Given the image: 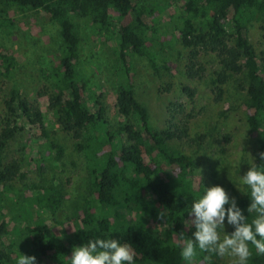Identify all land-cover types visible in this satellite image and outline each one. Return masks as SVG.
<instances>
[{
  "label": "trees",
  "instance_id": "1",
  "mask_svg": "<svg viewBox=\"0 0 264 264\" xmlns=\"http://www.w3.org/2000/svg\"><path fill=\"white\" fill-rule=\"evenodd\" d=\"M180 1L181 24L177 28L180 44L189 47L203 41V34H193L192 26L193 19L202 20L208 28V48L219 55L220 68L214 79L216 89L221 92L226 79L240 75L239 85L245 92L242 100L245 122L257 143L254 163L264 164L259 156L264 152V52L256 53L246 37V24L255 14L264 12V0ZM0 4L40 9L57 24L60 51L51 66L57 88L54 105L59 106V115L68 122L65 125L74 127L75 131L85 129L77 136L81 139L76 141L75 149L85 159L90 190L78 224L70 231L55 233L49 223L61 201V193L47 184L22 183L20 188L16 187L13 178L16 174L21 178L23 174H18L13 163L3 159L7 141L14 133V125L8 128L6 124L0 131V203L12 206V214L8 216L12 226L8 229L7 222L1 219L0 238L8 236L25 255L35 256L38 264H70L73 247L95 238H116L131 244L136 251L135 264H186L176 241L181 232L194 239L195 227L185 223L192 219L189 215L192 202L207 186L200 182L193 188L180 172H171L174 165L192 166L190 156L165 144L168 139L186 135L185 125L178 133L168 128L154 130L145 107L134 96L128 53L145 58L154 73L159 67L168 69L164 62L158 64L155 53L143 38L147 29L144 17L153 12L147 0H0ZM74 16L87 18L106 32L114 31L117 38L121 68L115 79L116 107L121 120L114 128L103 118L101 105L91 111L84 104L85 83L78 71L80 40ZM8 24L0 15V32L9 33ZM226 31L232 33L229 45L224 41ZM12 53L0 43V74L5 77H11L16 66ZM7 107L12 114L17 110L18 117L30 122L41 119L39 113L35 116L31 112L16 85L9 89ZM106 144L108 150H105ZM140 147L148 159L142 156ZM40 159L43 161V156ZM37 163V170L42 171L41 162L37 160ZM126 168L131 173L123 174ZM241 189L246 190L245 186ZM233 197L243 214L249 216L250 196L239 190L230 198ZM161 212H166L163 219ZM159 224L166 225V233L158 229ZM229 230L232 232L233 226L229 225ZM207 255L198 250L191 264H221L216 256L205 260ZM9 261L0 250V264ZM249 264H264V255H257L253 248Z\"/></svg>",
  "mask_w": 264,
  "mask_h": 264
},
{
  "label": "rangeland",
  "instance_id": "2",
  "mask_svg": "<svg viewBox=\"0 0 264 264\" xmlns=\"http://www.w3.org/2000/svg\"><path fill=\"white\" fill-rule=\"evenodd\" d=\"M147 2L153 12L144 17L147 29L143 38L155 53L158 64L164 62L168 69L159 67L154 73L145 58L128 53L134 96L145 107L154 130L168 128L178 133L183 125L186 127L183 130L186 135L168 139L165 144L190 156L192 166L174 165L171 172H180L183 178L190 180L193 188L200 182L207 187L219 184L231 197L243 187L240 176L247 172L252 159L255 162L258 153L256 138L245 122L242 103L245 92L239 85L240 75L226 79L218 92L214 79L220 68L219 55L208 48V28L202 20L193 19L192 26L195 28L193 34H203V41L183 47L177 35L181 1ZM0 8L3 10L0 15L9 23V33L0 32V43L12 50L16 62L11 77L0 74V131L6 124L8 128L14 125L3 159L13 163L18 174H23L21 178L17 174L13 178L17 188L22 183L47 184L59 190L61 201L49 224L57 234L61 230L70 231L82 216L90 190L85 159L75 149L85 129L75 131L71 125H65L68 122L59 115V106L54 105L57 88L51 66L60 51L58 27L40 9L1 4ZM72 19L80 40L78 71L85 83L84 104L91 111L101 105L103 118L114 128L121 120L116 107L115 79L121 68L117 38L114 31L101 30L87 18L74 16ZM246 37L256 53L264 52V12L255 14L247 22ZM231 40V31H226L224 41L229 45ZM12 85L18 87L31 112L41 115L39 121L18 117L17 110L11 113L7 102ZM104 147L109 149L108 144ZM140 150L145 160L148 159L143 154L144 149L140 147ZM37 160L44 167L42 171L36 168ZM129 173L127 168L123 170V174ZM11 207L8 203H0V221L5 220L8 229L12 226L8 222ZM129 217H132L130 212ZM158 229L167 231L166 225L159 224ZM225 231L231 232L227 221ZM0 250L9 257L7 264H16L17 257L24 254L8 236L0 238ZM219 259L221 264H229L228 258Z\"/></svg>",
  "mask_w": 264,
  "mask_h": 264
},
{
  "label": "clouds",
  "instance_id": "3",
  "mask_svg": "<svg viewBox=\"0 0 264 264\" xmlns=\"http://www.w3.org/2000/svg\"><path fill=\"white\" fill-rule=\"evenodd\" d=\"M264 160V152L259 154ZM247 172L240 176V183L246 190H239L250 196L245 216L235 198L219 184L204 188L203 194L192 202L187 226H194L193 238L179 233L176 246L186 264L196 258L198 250L221 259L228 258L229 264H249L253 248L257 255H264V164L252 161ZM160 218L166 216L161 212ZM251 217V218H249ZM225 221L233 226L232 232L225 231ZM136 251L131 244L116 238L90 239L82 246H74L69 257L70 264H135ZM36 257L20 254L16 264H35Z\"/></svg>",
  "mask_w": 264,
  "mask_h": 264
}]
</instances>
